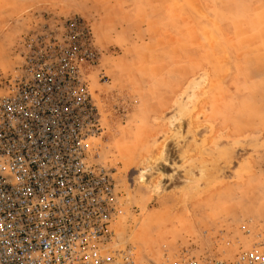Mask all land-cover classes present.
<instances>
[{
  "label": "rangeland",
  "instance_id": "374dc122",
  "mask_svg": "<svg viewBox=\"0 0 264 264\" xmlns=\"http://www.w3.org/2000/svg\"><path fill=\"white\" fill-rule=\"evenodd\" d=\"M75 17L108 79L93 145L119 183L121 246L138 264L249 249L264 236V0H0V97L25 42Z\"/></svg>",
  "mask_w": 264,
  "mask_h": 264
},
{
  "label": "built area",
  "instance_id": "2783aa9c",
  "mask_svg": "<svg viewBox=\"0 0 264 264\" xmlns=\"http://www.w3.org/2000/svg\"><path fill=\"white\" fill-rule=\"evenodd\" d=\"M23 56L0 97V264H138L115 230V170L93 145L105 133L95 79H108L89 24L47 28ZM149 264H264V236L234 258Z\"/></svg>",
  "mask_w": 264,
  "mask_h": 264
},
{
  "label": "water",
  "instance_id": "95a60500",
  "mask_svg": "<svg viewBox=\"0 0 264 264\" xmlns=\"http://www.w3.org/2000/svg\"><path fill=\"white\" fill-rule=\"evenodd\" d=\"M169 153L170 154H169V162L168 163L171 164L174 159L176 160V157H175V154H174V151L172 150V148H169ZM160 172L165 176L172 175V173H173L172 169L168 166H162V169L160 170ZM175 179H177V180L172 181V183L169 184V186L167 187L166 191H171L175 188L181 187L184 184V180L181 176H176Z\"/></svg>",
  "mask_w": 264,
  "mask_h": 264
},
{
  "label": "bare ground",
  "instance_id": "6f19581e",
  "mask_svg": "<svg viewBox=\"0 0 264 264\" xmlns=\"http://www.w3.org/2000/svg\"><path fill=\"white\" fill-rule=\"evenodd\" d=\"M166 164V163H165ZM173 178V177H172Z\"/></svg>",
  "mask_w": 264,
  "mask_h": 264
}]
</instances>
